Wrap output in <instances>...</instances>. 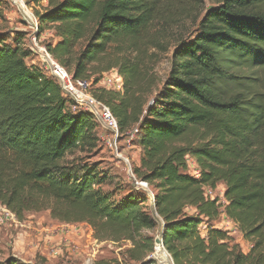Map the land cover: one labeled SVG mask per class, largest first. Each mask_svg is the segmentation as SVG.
Instances as JSON below:
<instances>
[{"label": "trees", "instance_id": "16d2710c", "mask_svg": "<svg viewBox=\"0 0 264 264\" xmlns=\"http://www.w3.org/2000/svg\"><path fill=\"white\" fill-rule=\"evenodd\" d=\"M45 1L36 15L39 31L56 37L47 50L74 79H91V94L121 130L138 127L141 153L132 173L154 188L173 264H264V83L253 68L264 67V0H209L214 6L174 49L160 87L150 70L158 56L152 50L161 46L156 25L187 19L197 0ZM16 35L10 44L0 33V205L18 220L48 210L60 222L85 223L99 242H129L127 258L143 264L154 251L157 222L144 199L115 204L102 192L105 175L95 164L67 158L96 147L98 125L28 63ZM241 67L252 71L229 72ZM112 68L123 78L121 91L96 86ZM219 183L225 204L204 194ZM221 213L252 244L246 253L210 224Z\"/></svg>", "mask_w": 264, "mask_h": 264}, {"label": "rangeland", "instance_id": "374dc122", "mask_svg": "<svg viewBox=\"0 0 264 264\" xmlns=\"http://www.w3.org/2000/svg\"><path fill=\"white\" fill-rule=\"evenodd\" d=\"M23 2V5L27 8L26 10L30 13L32 12L37 20L36 12L42 10V6L40 5L41 1L39 2V4L26 2L25 0H23ZM15 4L12 2V0H0V33L6 36V40L10 44L13 43L14 37L17 36L16 34L20 35L18 40H20L22 48L25 50H29V47L31 45V30L26 24L25 19L23 18L25 16L21 10L22 6L20 7L18 4ZM213 6L214 3L209 0H197L195 8L187 19H182L178 24L173 23L169 25L165 24L164 22H159L156 25V31H159L158 37L161 41V46L158 49L152 50L158 54L156 62L151 64L150 67L151 74L155 78L153 87H160L162 85L163 81L168 76L170 59L172 57L174 49L178 46V44H180L181 42H186L191 37H193L195 33L198 32L199 21L204 16L206 9L212 8ZM40 33L42 34L41 36L45 37V39L41 38L43 44L52 42L53 39L49 35V33H52L53 35L52 30L44 28L41 29ZM253 68L257 70V75H259L261 82L264 83V67L256 68L255 66ZM240 69H244V67L233 68L230 69L229 72H233L237 75L243 73L247 76L252 71L251 69H244L241 72ZM89 80L91 81V79ZM100 85L101 84L98 83L96 86ZM131 127L123 130H129ZM102 133L103 131L99 127H97L99 140L96 144V147L92 151L86 153L75 151L67 156V158H69L70 160L74 158V162L77 164H95L98 167L99 172L105 175V181L100 185L102 192L108 193L111 200L115 204L120 203L130 196L144 199V209L148 213V215L151 216V193L153 195L155 193L153 186L151 184H148V188H143L135 181V183L132 182V180L124 170L123 162L114 157L113 153L106 146V143L100 140ZM137 140L138 139L136 138L131 147L124 153V155H127V157L129 158L132 166L138 164L139 156L141 153V149L138 146ZM188 166L190 173L197 175L195 171H198V167L196 162L192 158ZM72 175L75 176L76 173ZM209 190L211 191L209 192ZM224 191L225 185L223 183H219L214 189L207 187L204 194L209 199H216L218 204H225L226 201L223 196ZM38 220L41 221L40 225H48L50 227H58L64 223L51 218L48 210L26 212L20 223L26 224V222L31 221H34L36 223L38 222ZM210 224L215 229L226 231V233L228 234L227 236L230 239V243L237 244L242 252L246 253L251 247L252 244L244 238L237 224L231 221L223 213H221L216 220L210 222ZM83 230L86 231V226H83ZM24 231L25 228L22 225H15L13 222H7L6 224L0 225V262H3L7 258L11 257L14 259L15 264H84L85 257H87L88 252L91 251L92 242L87 247H85V242L83 241L84 243L81 244L83 246H80L75 252L71 254L65 253L62 256L50 257L49 255H47V245L44 246L42 241L38 242V237H36L35 235L37 232H35V234L27 233L25 235L23 233ZM206 231L207 224L206 221H203L199 226V232L202 236H205ZM86 233L87 232H85L84 236L87 235ZM153 235L155 237L154 251L149 257L154 261V263L152 264H161L159 260L154 257V252L156 250L155 242L157 236H159L157 229L155 233H153ZM29 238L33 239L31 243H38V246H36L37 248L31 245V243L29 242ZM129 245V242L126 241L99 242L98 245L95 246V248L97 249H94V254L91 257V262L89 264H140L127 258L125 250L127 249V247H129ZM167 256L169 257V259H171L168 253ZM149 257L145 258L143 264L144 262H148ZM170 261L171 264H173L172 259Z\"/></svg>", "mask_w": 264, "mask_h": 264}, {"label": "built area", "instance_id": "2783aa9c", "mask_svg": "<svg viewBox=\"0 0 264 264\" xmlns=\"http://www.w3.org/2000/svg\"><path fill=\"white\" fill-rule=\"evenodd\" d=\"M15 1H19L24 4L23 0H12L14 4ZM23 18L31 30V45L29 47L30 57L27 60L29 61L28 63L35 65L46 76H49L57 81L61 87L63 95L69 100L73 109L87 112L93 116L98 127L103 131L100 140L106 143V146L113 153L114 157L123 162L124 170L127 175L134 179L132 165L129 158L127 155L125 156L124 153L136 140L138 136V127L133 126L126 131L121 130L109 107L103 102L97 100L91 94V81L81 78L74 79L72 74L53 58L47 50L46 45L42 43L41 38L45 39V37L41 36L42 34L38 29V22L32 12L28 19L25 17ZM98 83H100V86L105 89L121 91L123 88V78L116 68H112L103 73ZM189 162H191L190 158H188V164ZM195 172L198 175V171L196 170ZM134 181L143 188H148L147 182L137 181L135 179ZM210 191L211 190H209V192ZM151 195L153 199V194L151 193ZM20 221L21 220H18L13 212L0 205V225L6 224L7 222H13L15 225H21L22 223H20ZM78 224L80 223H63L58 227L51 226L52 231L49 228L47 232L41 235L37 240L38 242L42 241L44 246L47 245L46 251L47 255L50 257L62 256L65 253L71 254L80 247L74 238V236L79 235V229L83 230V227H79ZM46 235H57L59 236V239L52 241L45 237ZM89 238L92 242L91 251L88 252L87 257H85L84 264H89L91 262L94 249H97L95 246L99 243V241L93 238L92 234L89 235ZM31 245L37 248L36 246H38V243H31Z\"/></svg>", "mask_w": 264, "mask_h": 264}, {"label": "crops", "instance_id": "0c3cea01", "mask_svg": "<svg viewBox=\"0 0 264 264\" xmlns=\"http://www.w3.org/2000/svg\"><path fill=\"white\" fill-rule=\"evenodd\" d=\"M40 5L42 7H45L46 1L42 0L40 2ZM49 35L52 37L53 40H56V37H54L52 35V33H49ZM40 223H41V221L38 220V222H36V223L34 221H31V222H26V224H21L25 228V231L23 233L26 235L27 233H34L35 234V232H37L35 235H36V237L39 238L41 235L46 233L49 228L52 231V227H49L48 225H40ZM78 226L79 227L86 226L87 235L84 236V234H85L84 232H86V231L79 229V235L74 236L75 241L79 244V246H83L81 244H83L85 242V247H87L91 243L89 235L92 234V230L85 223H80V224H78ZM45 237H47L48 239H50L52 241L59 239V236H57V235H54V236L53 235H46ZM29 239H30L29 242L31 243L33 239H31V238H29Z\"/></svg>", "mask_w": 264, "mask_h": 264}, {"label": "bare ground", "instance_id": "6f19581e", "mask_svg": "<svg viewBox=\"0 0 264 264\" xmlns=\"http://www.w3.org/2000/svg\"><path fill=\"white\" fill-rule=\"evenodd\" d=\"M15 3L18 4L20 7L22 6L21 10L24 13L26 19H28L31 16V13L26 10L27 8L23 5V3L19 1H15ZM155 246L156 250L154 252V257L157 258L161 264H171V259H169V257L167 256V253L163 248V245L161 244L159 236H157Z\"/></svg>", "mask_w": 264, "mask_h": 264}, {"label": "water", "instance_id": "95a60500", "mask_svg": "<svg viewBox=\"0 0 264 264\" xmlns=\"http://www.w3.org/2000/svg\"><path fill=\"white\" fill-rule=\"evenodd\" d=\"M150 211H151V215L153 217V219L157 222L158 224V227H157V231L159 233V237H160V241H161V244H162V238H161V233H162V230H163V221L162 219L158 216L156 210H155V207H154V204H153V199L150 203ZM157 239V238H156Z\"/></svg>", "mask_w": 264, "mask_h": 264}]
</instances>
